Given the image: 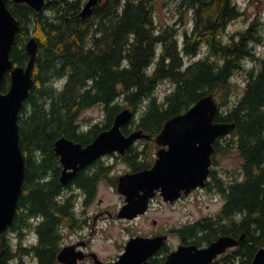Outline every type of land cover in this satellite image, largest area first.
<instances>
[{"label": "trees", "instance_id": "16d2710c", "mask_svg": "<svg viewBox=\"0 0 264 264\" xmlns=\"http://www.w3.org/2000/svg\"><path fill=\"white\" fill-rule=\"evenodd\" d=\"M59 1L50 18L7 0L20 22L11 54L14 66L28 63L26 45L31 38L38 41V52L35 85L19 118L26 158L23 194L13 225L0 233V264H14L31 252L23 242L37 216L46 220L39 229L41 244L34 252L40 264H55L60 250L57 197L61 186L45 175L56 170L55 142L63 135L75 137L74 124L82 111L104 107L106 125L91 129L99 133L130 108L139 114V120L132 122L135 130L155 138L169 120L207 96L220 100L215 121L236 126L241 179L220 191L225 204L217 220L206 219L190 228L193 234L211 230V223L216 229L192 241L204 245L223 236L239 239L245 235L235 251L215 264L232 263L236 257H241L242 264H251L256 252L264 248V58L254 50L262 21L251 23L227 41L225 31L244 15L235 0H176L177 27L157 24V0H108L85 19L79 16V4ZM189 15L190 27H185L181 37L178 26ZM202 49L208 52L198 59ZM250 59L259 62L257 69H248ZM240 74L247 82L241 96ZM164 82L171 83L173 90L160 99L156 90ZM10 86L7 73L3 92ZM131 132L124 129L125 134ZM34 149L46 155L42 164L31 161Z\"/></svg>", "mask_w": 264, "mask_h": 264}, {"label": "water", "instance_id": "95a60500", "mask_svg": "<svg viewBox=\"0 0 264 264\" xmlns=\"http://www.w3.org/2000/svg\"><path fill=\"white\" fill-rule=\"evenodd\" d=\"M27 4L37 12L43 11L45 0H14ZM98 0H90L81 12L82 19L91 16ZM20 22L10 11L7 0H0V233H5L13 225L26 175V158L20 145L19 118L25 102L34 88V69L38 52V41L31 38L26 45L30 56L25 66H14L11 54L16 44ZM10 73L11 86L7 93L2 86ZM219 106L214 96L198 101L183 115L169 120L156 142L163 147L151 170L122 177L118 192L127 197L121 217L134 218L147 210V201L154 191L161 189L166 201L179 199L181 192L190 194L204 188L210 174L214 142L217 138L233 132L235 124L215 123ZM135 113L126 108L118 113L109 130L103 131L96 140L83 148L80 144L61 138L55 144V152L65 166L61 178L67 184L79 167L93 163L108 153L125 154L136 141L149 139L142 130L126 136L123 132L134 120ZM70 170H73L70 172ZM143 192L139 201L137 195ZM165 237L148 239L135 238L129 241L125 253L114 264H149L148 258L164 246ZM245 235L239 239L223 236L206 248L197 246L181 247L168 257L166 264H212L228 249L240 246ZM65 264L77 261L65 249L58 257ZM95 264H106L96 258ZM251 264H264V248L259 249Z\"/></svg>", "mask_w": 264, "mask_h": 264}, {"label": "flooded vegetation", "instance_id": "af4514ba", "mask_svg": "<svg viewBox=\"0 0 264 264\" xmlns=\"http://www.w3.org/2000/svg\"><path fill=\"white\" fill-rule=\"evenodd\" d=\"M66 1L79 4V16H81L82 10L90 0ZM106 1L108 0H98V4L96 6L102 5ZM12 2L15 5H26L30 7L27 4H18L14 2V0H12ZM45 2L46 6L40 13L53 18L55 16L54 13L59 8L60 1L45 0ZM262 29L259 30L260 40L256 42L254 46L255 51L256 48L263 46L262 41L264 39V33L261 32ZM257 57L259 56L257 55ZM258 65H255L256 69ZM79 120L80 119H77V122L74 124L75 137L63 135L59 137L57 141L61 138H66L74 142L75 144H80L83 148H86L87 146L92 144L103 131H105L101 129L99 133H92L91 129L96 125L92 127L80 126ZM214 122L223 123L216 122L215 120ZM142 141L146 143L148 147H150L154 143L157 144L156 137L149 138L148 140L141 139L138 140L129 150H127L125 154H120L118 152L105 154L96 159L93 163L88 164L84 167H79L73 178L67 184H63L61 182L65 166L61 161L62 158L56 154L54 146V160L57 162L56 170H52L47 173L45 175V178L49 179L48 181L54 178L61 186L60 194L57 197L59 207L57 211V217L61 220L57 225L60 250L55 255V264H65L60 262L58 259L59 255L65 249H69V251L72 252L77 261L76 264H95L96 258L100 259L106 264H114L118 262L120 256L125 253V248L129 241L135 238H166L164 241V246L148 258L149 264H166V262L168 261V257L172 253L178 251L181 247L197 246L198 248H206L210 246L209 243H206L204 245L196 244L192 241V238H203L204 234L208 235L209 233L213 232L216 227H214L212 223L210 225L207 224L212 229L210 230L207 228L204 232H196L193 234L190 228L192 225L206 219L217 220V216L221 213L225 204L223 194L220 191L228 188L235 181L240 180L235 175V173H233V176H231L230 178L224 179L217 170L219 166V157L222 154L226 155L227 157H230V154H234V156L235 154L239 155L238 135L236 134V130L225 136L217 138L214 142V153L212 155L210 174L204 188H198L192 191L190 194L181 192L180 198L175 200L174 202L166 201L161 189L155 190L153 192L154 196L149 198L147 201V210L144 213H139L134 218L121 217L123 209L128 206L129 203L127 197L118 192L120 179L125 176L135 175L144 171L151 170L157 160L158 152L163 148L157 144V146L159 147L156 148V153L152 155L148 153V147H146L145 149H139L136 147ZM149 155L150 158L148 157ZM30 158L32 162L35 161L42 164L46 160V155L42 150L34 149L30 154ZM118 161H123L128 166V170L123 173H115L114 166ZM72 171L73 170H70V172ZM219 186L220 190L218 189ZM113 188H115V190L120 194V197L122 199V202L117 207L110 206L107 203L105 196H100L101 194H105ZM199 192H204L209 196H214L215 198H220L223 204L220 212H218L217 215H209L203 217L200 221L195 222L191 220L185 221L179 226L174 225L166 228L158 226L157 221L153 220L154 229L150 230L149 232H136L135 234H133L134 232L126 230L130 233V235L126 240L125 245H122L120 254L112 260L102 259L97 250L94 249V234L96 232H107V229L109 228L108 226L111 225L112 222L116 224H135L137 222H142L143 220H145V218H149L152 214L157 215L162 206L175 209L179 204L184 203L187 199H190L192 196ZM143 194V192H140L135 198V201H139ZM156 203H158L157 207L155 206ZM33 219L34 220L32 222L31 228L34 231L32 232L34 233L35 238L33 240L34 242L29 246V249H31L30 254L33 256V261H35L37 264H40V258L34 252V248L39 247V245L41 244L39 229L40 226L44 224L46 219L41 216H37ZM225 222L226 220L222 219L221 223L224 224ZM238 247L228 250L224 255L230 254ZM224 255L218 256L212 264L218 262Z\"/></svg>", "mask_w": 264, "mask_h": 264}, {"label": "rangeland", "instance_id": "374dc122", "mask_svg": "<svg viewBox=\"0 0 264 264\" xmlns=\"http://www.w3.org/2000/svg\"><path fill=\"white\" fill-rule=\"evenodd\" d=\"M237 5L240 7L241 11L244 12V15L231 23V25L227 28L224 33V38L229 41L232 37H234L238 32L246 30L251 23L262 21L261 24L264 26V0H235ZM157 13H156V21L160 27H164L167 25H171L174 27L176 23H180V16H177L176 8L178 2L176 0H157ZM187 24V25H185ZM191 17L187 16L183 23L178 26L179 35L183 37L185 27H190ZM264 28V27H263ZM264 33V29L261 30ZM263 46L256 48V53L259 57L264 58V39L262 41ZM207 49H202L198 59L204 58L207 54ZM197 59V60H198ZM188 62L193 61L192 59H186ZM259 62L250 59L248 61L247 67L248 69L258 65ZM238 79H240V87H238V93H243V89L245 87V83L243 74L237 75ZM237 79V78H236ZM173 90V86L169 82L162 83L158 89L156 90V95L160 97V99H164V97ZM218 103L220 102L217 99ZM80 126L84 127H92L94 125H100L103 128L107 123V116L104 110V107L101 105L92 106L88 109L82 111L79 117ZM135 120H139V114H136ZM86 129V128H84ZM88 129V128H87ZM127 129L134 131L135 124L130 123L127 126ZM139 149H145L148 147L146 143L143 141L140 142L137 146ZM157 144L154 143L147 150L149 154H155L157 151ZM150 158V155L148 156ZM241 168L242 162L240 156L235 154H230V157L222 154L219 157V166L217 170L222 175L224 179L230 178L233 176V173L241 179ZM115 173H123L128 170V166L123 161H118L114 166ZM100 196H105L107 203L112 207H117L122 199L120 194L115 190V188L111 189L107 193H103ZM223 202H221L220 198H215L214 196H209L204 192H199L192 196L190 199H187L184 203L179 204L175 209L168 208L162 206L159 213L152 214L149 218H145L142 222H137L135 224H123V223H113L109 225L107 228V232L101 233L96 232L94 234V242L93 247L100 254L102 259L112 260L115 259L122 250V245H125L129 232L126 230L134 232H149L154 229L153 220L157 221V225L163 228L181 225L185 221H200L203 217L212 215L215 216L220 212ZM158 206V203L155 205ZM104 226V225H103ZM128 228V229H127ZM101 230V229H100ZM28 239L24 240V245L30 246L34 241L35 235L33 232H29ZM13 242L17 243L18 238L13 234ZM174 243V242H173ZM172 243V245H173ZM33 256L29 253L24 258H18L14 264H37L33 261ZM220 261V260H219ZM218 261V262H219ZM223 264V263H220ZM227 264H242L241 257H236L232 263Z\"/></svg>", "mask_w": 264, "mask_h": 264}, {"label": "bare ground", "instance_id": "6f19581e", "mask_svg": "<svg viewBox=\"0 0 264 264\" xmlns=\"http://www.w3.org/2000/svg\"><path fill=\"white\" fill-rule=\"evenodd\" d=\"M24 153V152H23Z\"/></svg>", "mask_w": 264, "mask_h": 264}]
</instances>
